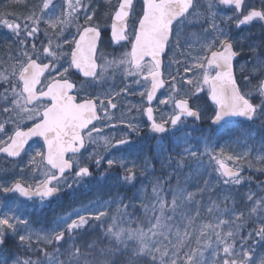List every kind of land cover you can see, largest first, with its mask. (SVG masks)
<instances>
[{
  "label": "snow or ice",
  "instance_id": "snow-or-ice-1",
  "mask_svg": "<svg viewBox=\"0 0 264 264\" xmlns=\"http://www.w3.org/2000/svg\"><path fill=\"white\" fill-rule=\"evenodd\" d=\"M12 7L0 14V154L14 162L0 170V264H264V182L238 191L245 166L264 173V0ZM254 22L258 39L244 33ZM118 73L128 83L117 91ZM130 95L141 104L125 106ZM124 107L128 118L110 115ZM241 123L256 130L238 152ZM105 186L137 192L80 200L50 224L31 218Z\"/></svg>",
  "mask_w": 264,
  "mask_h": 264
},
{
  "label": "rangeland",
  "instance_id": "rangeland-1",
  "mask_svg": "<svg viewBox=\"0 0 264 264\" xmlns=\"http://www.w3.org/2000/svg\"><path fill=\"white\" fill-rule=\"evenodd\" d=\"M106 2V0H98V3H105ZM116 2V0H112V3H115ZM189 34L190 33H199L200 31H201V29L200 30H197L196 31V29L195 28H189V29H187L186 30ZM181 40H182V42H183V37L181 38ZM37 43H38V46H39V41H37ZM2 39H0V56H5V53H6V49H5V47H4V44H2ZM105 50L107 51V52H110V50H112L110 47H106L105 48ZM181 51H183V49H181ZM119 55H117V57H118ZM181 57V56H180ZM110 59L112 58V56H110L109 57ZM168 58L169 59H171V58H173V54L171 53V52H169V56H168ZM175 59H179V55H177L176 57H174ZM181 58H183V57H181ZM250 67V66H249ZM115 84H116V90L118 91L119 90V88L120 87H122L123 86V84L124 83H128V81H126V80H124L123 82H122V77H121V75L118 73L117 75H116V78H115ZM254 83H255V81H254ZM105 87H107V85H105ZM0 91H3V87H0ZM136 91H138V89H136ZM166 94V93H165ZM201 97H203V96H201ZM122 99V101H123V103H124V105L125 106H129V105H140L141 104V98L138 96V95H136V96H128V97H126V98H124V97H122L121 98ZM197 103H199L201 106H203V107H210L211 105L210 104H208L207 102H206V100L205 99H202V98H200V100L199 101H197ZM124 114V116H125V118H128V113H127V111H126V107H124V108H119L118 110H114V111H112L111 113H110V115H113L114 117H117V118H119L120 116H121V114ZM132 115L133 116H138V114L135 112V111H133V113H132ZM141 121V117H138V121L137 122H140ZM110 123H119V120L117 119V120H113V121H111ZM144 125L142 124V127H143ZM203 127H205V128H207L206 126H203ZM123 130V128H122V126L121 127H119V128H117V129H114L111 133H107V134H109V135H116L117 133H119L120 131H122ZM256 129L254 128V127H250V126H248V129H246V130H242V132L244 133V132H246V131H248V132H252V131H255ZM184 131H190V129H184ZM243 133H241V134H239V136L238 137H234V138H231L232 140H236L237 138H239L240 140H241V145L240 146H236V151H238V152H243V151H246L247 149H245L244 147H243V143H244V137H243ZM182 134V132H179V134L177 135V136H180ZM196 135H198V133H196ZM225 139H229L228 137H226ZM257 141L259 140V136H257ZM224 141H220V143H223ZM155 143V142H154ZM247 143L250 145V146H252V147H259V144L258 143H253V141H251V140H249V141H247ZM149 146H152V145H150V143L148 144V145H146V147H149ZM260 167V165L259 164H255V166L253 167V168H251V169H249V168H247V166H245V168H244V171H245V175L244 176H246V177H250L251 178V180H250V182H245L244 183V185H243V187H240L239 189H238V191L239 192H241V193H244V192H247L249 189H252L253 191H258V188H257V185L258 184H260L261 182H264V173H262V172H260V171H257V168H259ZM190 170H188V169H185V173H184V175H182L181 177H180V181L183 183L184 182V180H185V178H186V176H187V174H188V172H189ZM152 177H150V179H151ZM206 179L208 178L207 176L205 177ZM213 179V182H215V178L213 177L212 178ZM192 182H194V181H189V184H191ZM175 183H176V181L174 180L173 181V185H175ZM145 185H146V182H145ZM144 185V186H145ZM141 187V185H137V189H139ZM145 188L147 189V193H146V195H150L151 194V187H146L145 186ZM137 189H135V190H137ZM189 190H192V191H195V189L194 188H189ZM213 192H215V189H213ZM134 193H136V191H134ZM216 195H219V193H216ZM120 196H124V195H120ZM111 198H114V197H109V198H107V199H111ZM213 198L215 199V196H213ZM107 199H105V200H107ZM197 199H199V197H197ZM205 200H207V196H205ZM11 201V198H9V202ZM236 201H237V203H240V198L239 197H236ZM135 203H140L141 201H140V199H138V200H136V201H134ZM145 202H147V200H145ZM244 205L243 204H241V209H244ZM115 209V206H113V210ZM66 213V212H65ZM65 213H63V214H65ZM62 214V215H63ZM137 215H140V213H137ZM46 216H48L47 215V213L45 212L44 213V209H42V210H38V211H36V212H33L32 213V216H31V218L33 219V220H35V221H43V222H45L44 220H47L49 223L48 224H50V220H49V218H47ZM53 220H54V218H53ZM37 227H39V224H37L36 225ZM252 225L250 224L249 225V227H251Z\"/></svg>",
  "mask_w": 264,
  "mask_h": 264
},
{
  "label": "trees",
  "instance_id": "trees-1",
  "mask_svg": "<svg viewBox=\"0 0 264 264\" xmlns=\"http://www.w3.org/2000/svg\"><path fill=\"white\" fill-rule=\"evenodd\" d=\"M11 4L9 5V9L10 11H19L20 9H17V8H14L12 7L13 3L14 2H10ZM6 11V9H5ZM248 129V124H239L238 125V131L235 133V135L233 136H239V134L243 133L242 130H246ZM135 189H133L131 192H128L126 191L125 189L123 188H108V187H100V188H97V189H94L92 193H89L87 196L83 195V194H77L75 198H73V196L70 194V196L68 197H65V200L62 201H58V204H57V207L59 208V211H65L67 210L68 208H72V207H77L78 206V201L80 200H84L85 202L88 200V199H94V198H102V199H107L109 197H116L117 196V193H119V195H124V196H132L133 193H134ZM55 210V208L53 209Z\"/></svg>",
  "mask_w": 264,
  "mask_h": 264
},
{
  "label": "flooded vegetation",
  "instance_id": "flooded-vegetation-1",
  "mask_svg": "<svg viewBox=\"0 0 264 264\" xmlns=\"http://www.w3.org/2000/svg\"><path fill=\"white\" fill-rule=\"evenodd\" d=\"M200 2L206 6L207 0H200ZM137 7H139V3L138 2H137ZM200 10L203 11V9H200ZM223 12L225 14H227V15H231L232 14L231 13V10H229V9H223ZM206 26L207 25H205V27ZM191 28H195L196 31H197V30H200V25L197 23V24H195V26H193ZM244 33L245 34H247V33H253L254 34L253 38L254 39H258L259 38V33H260V25H259V23L254 22V25L245 26ZM110 48L112 49V50H110V53H113L114 56L119 55L121 51L127 50V49H121L119 47H116L115 49L112 48V47H110ZM168 56H169V53H168ZM179 59H182V58L179 56ZM75 76L76 75H73V77H75ZM76 77L79 78L78 76H76ZM165 93H166V90L163 89L159 93L158 97L159 98H163V96L166 95ZM201 98L202 99H205L206 102L209 104V101L207 100L206 97L203 96ZM156 103H157V101H154L153 104L155 105ZM143 119L144 118L141 117V121ZM28 126L30 127L31 124L29 123ZM178 134H179V132L176 133V136ZM149 143H150V145H154V141H151ZM13 164H14V162L11 159L5 158L2 154H0V170H10V169H12ZM17 171H18V169H17ZM4 175H8V172L7 171H0V177H2Z\"/></svg>",
  "mask_w": 264,
  "mask_h": 264
},
{
  "label": "water",
  "instance_id": "water-1",
  "mask_svg": "<svg viewBox=\"0 0 264 264\" xmlns=\"http://www.w3.org/2000/svg\"><path fill=\"white\" fill-rule=\"evenodd\" d=\"M159 94V93H158ZM211 103V102H210Z\"/></svg>",
  "mask_w": 264,
  "mask_h": 264
}]
</instances>
